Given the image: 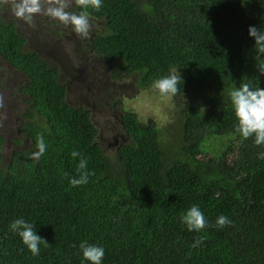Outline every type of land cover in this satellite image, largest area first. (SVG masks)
<instances>
[{"label": "trees", "instance_id": "trees-1", "mask_svg": "<svg viewBox=\"0 0 264 264\" xmlns=\"http://www.w3.org/2000/svg\"><path fill=\"white\" fill-rule=\"evenodd\" d=\"M88 11L100 23L92 53L144 91L179 69L177 97L187 106L176 109L168 134L124 111L129 140L108 157L90 113L67 102L60 72L26 48L0 5V58L25 76L19 91L28 107L7 161L0 133V264H82V241L104 247L103 264H264V146L235 133L228 98L234 86L264 87V56L248 36L249 26L264 28V0H103ZM39 136L47 150L37 160ZM211 136L233 143L206 159L200 148ZM73 151L91 173L79 187L69 183L78 178ZM193 205L208 221L202 232L181 223ZM220 215L232 224L217 228ZM20 217L49 244L36 257L9 230Z\"/></svg>", "mask_w": 264, "mask_h": 264}, {"label": "rangeland", "instance_id": "rangeland-1", "mask_svg": "<svg viewBox=\"0 0 264 264\" xmlns=\"http://www.w3.org/2000/svg\"><path fill=\"white\" fill-rule=\"evenodd\" d=\"M76 1L70 0L68 11L75 12ZM1 8L17 21L19 32L28 40L26 48L39 51L60 72L61 81L68 87L67 102L90 113L98 130L96 141L108 157L115 156L117 148L129 140L121 121L124 111L134 112L143 122L154 121L166 134L172 132L169 129L176 109L186 107L187 101L178 97L161 98L152 88L139 89L134 78L124 77L116 72L117 66L106 64L92 53L88 46L89 37L97 32L100 23L90 22L89 37L82 40L70 28L43 13L28 25L15 17L10 4H2ZM3 18L6 17L3 15ZM25 80L24 75L0 60V133L6 137L5 161L20 146L17 126L28 107L19 88ZM228 142L233 143V138L211 136L200 149L206 159L218 158ZM30 145L31 139H25L24 147Z\"/></svg>", "mask_w": 264, "mask_h": 264}, {"label": "clouds", "instance_id": "clouds-1", "mask_svg": "<svg viewBox=\"0 0 264 264\" xmlns=\"http://www.w3.org/2000/svg\"><path fill=\"white\" fill-rule=\"evenodd\" d=\"M77 5L81 9L79 13L68 11L70 0H13L12 7L14 15L28 25H32L34 18L40 14H45L49 18L59 21L65 27L71 29L82 40H86L90 33V13L89 8L100 11L103 7V0H77ZM249 38L254 40V51L257 56H264V28L258 29L256 26H249ZM184 81L179 69L171 68L167 75L155 79L151 85L155 94L164 99H174L181 93ZM230 105L233 109L236 124L234 131L242 139L253 138L254 144L264 146V89L260 87L252 88L247 84L234 86L228 92ZM37 151L33 158L39 159L47 150V144L43 136H39L36 142ZM74 159L80 157L78 164V178L73 177L69 183L73 187L86 185L89 182L91 173L87 171L88 161L81 157V154L73 151ZM258 159L264 160V152L258 153ZM181 223L189 232H202L208 227L203 212L197 205L191 206L181 215ZM232 221L225 215H220L216 219V227L224 228L230 226ZM9 230L16 234L27 250L36 257L40 254V245H49L37 234V229L33 223L28 222L23 217L14 219ZM202 243L198 240L193 247ZM82 254V264H103L105 249L96 244L82 241L79 244Z\"/></svg>", "mask_w": 264, "mask_h": 264}, {"label": "flooded vegetation", "instance_id": "flooded-vegetation-1", "mask_svg": "<svg viewBox=\"0 0 264 264\" xmlns=\"http://www.w3.org/2000/svg\"><path fill=\"white\" fill-rule=\"evenodd\" d=\"M3 4H10L12 6V2L10 0H8V2L6 3L5 0H3ZM0 5H2V3H0ZM3 15L6 17L5 19L7 20H11L12 15L11 14H6L5 12H3ZM0 60H2V58H0ZM3 61V60H2ZM50 65V64H49ZM51 66V65H50ZM16 71V70H15Z\"/></svg>", "mask_w": 264, "mask_h": 264}]
</instances>
